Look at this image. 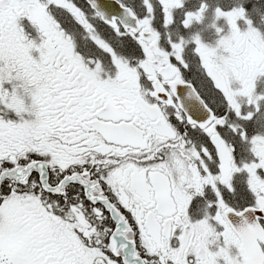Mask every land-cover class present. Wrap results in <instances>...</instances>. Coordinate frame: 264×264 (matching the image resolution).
Wrapping results in <instances>:
<instances>
[{
	"label": "snow or ice",
	"instance_id": "obj_1",
	"mask_svg": "<svg viewBox=\"0 0 264 264\" xmlns=\"http://www.w3.org/2000/svg\"><path fill=\"white\" fill-rule=\"evenodd\" d=\"M0 264H264V0H0Z\"/></svg>",
	"mask_w": 264,
	"mask_h": 264
},
{
	"label": "rangeland",
	"instance_id": "obj_2",
	"mask_svg": "<svg viewBox=\"0 0 264 264\" xmlns=\"http://www.w3.org/2000/svg\"><path fill=\"white\" fill-rule=\"evenodd\" d=\"M197 2V0H192V3H196ZM198 26V25H197ZM199 29H201V30H203L204 32V34L208 31L207 29H206V26L205 27H202V28H199ZM212 39V38H211Z\"/></svg>",
	"mask_w": 264,
	"mask_h": 264
},
{
	"label": "trees",
	"instance_id": "obj_3",
	"mask_svg": "<svg viewBox=\"0 0 264 264\" xmlns=\"http://www.w3.org/2000/svg\"><path fill=\"white\" fill-rule=\"evenodd\" d=\"M205 27V26H204ZM208 35H210L211 34V30L210 31H208V33H207ZM203 35H204V33H203Z\"/></svg>",
	"mask_w": 264,
	"mask_h": 264
},
{
	"label": "flooded vegetation",
	"instance_id": "obj_4",
	"mask_svg": "<svg viewBox=\"0 0 264 264\" xmlns=\"http://www.w3.org/2000/svg\"><path fill=\"white\" fill-rule=\"evenodd\" d=\"M211 36H213V35L211 34Z\"/></svg>",
	"mask_w": 264,
	"mask_h": 264
}]
</instances>
